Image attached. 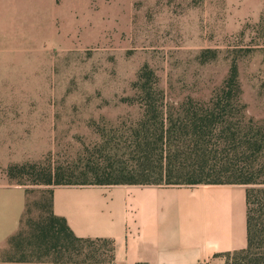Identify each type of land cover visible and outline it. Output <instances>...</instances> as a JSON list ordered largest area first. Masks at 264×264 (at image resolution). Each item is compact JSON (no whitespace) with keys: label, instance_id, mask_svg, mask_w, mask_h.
Segmentation results:
<instances>
[{"label":"rangeland","instance_id":"rangeland-1","mask_svg":"<svg viewBox=\"0 0 264 264\" xmlns=\"http://www.w3.org/2000/svg\"><path fill=\"white\" fill-rule=\"evenodd\" d=\"M4 1L21 18L0 20V180L26 187V220L49 214L44 171L95 180L82 169L140 116L122 99L146 66L181 103L209 100L237 64L248 116L264 120V0Z\"/></svg>","mask_w":264,"mask_h":264},{"label":"trees","instance_id":"trees-1","mask_svg":"<svg viewBox=\"0 0 264 264\" xmlns=\"http://www.w3.org/2000/svg\"><path fill=\"white\" fill-rule=\"evenodd\" d=\"M138 93L122 101L141 110L127 126L103 133L97 145L103 159L89 161L83 172L90 183L65 182L64 169L44 171L47 186L63 185H223L247 187L248 247L227 253L226 264H264V120L249 117L242 100L237 64L209 100L168 99L148 66L137 82ZM31 167L36 169L38 166ZM19 167H11L13 174ZM208 181L209 183H206ZM39 220L22 219L10 238L5 260L98 264L113 260L108 239L77 237L52 209Z\"/></svg>","mask_w":264,"mask_h":264},{"label":"crops","instance_id":"crops-1","mask_svg":"<svg viewBox=\"0 0 264 264\" xmlns=\"http://www.w3.org/2000/svg\"><path fill=\"white\" fill-rule=\"evenodd\" d=\"M13 10L0 0V20L21 18ZM0 144L2 179L3 134ZM27 206L25 186L0 180V264H78L4 259ZM52 209L77 237L114 242L113 260L98 264H226L227 253L248 247L244 185H63L53 189Z\"/></svg>","mask_w":264,"mask_h":264}]
</instances>
